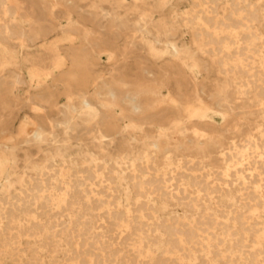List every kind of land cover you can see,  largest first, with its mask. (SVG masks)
<instances>
[{
	"label": "rangeland",
	"instance_id": "obj_1",
	"mask_svg": "<svg viewBox=\"0 0 264 264\" xmlns=\"http://www.w3.org/2000/svg\"><path fill=\"white\" fill-rule=\"evenodd\" d=\"M0 264H264V0H0Z\"/></svg>",
	"mask_w": 264,
	"mask_h": 264
},
{
	"label": "bare ground",
	"instance_id": "obj_2",
	"mask_svg": "<svg viewBox=\"0 0 264 264\" xmlns=\"http://www.w3.org/2000/svg\"><path fill=\"white\" fill-rule=\"evenodd\" d=\"M128 98V97H127ZM136 108V107H135ZM35 136H39L38 134H35ZM172 236V235H171ZM170 237V236H169ZM26 262V261H25Z\"/></svg>",
	"mask_w": 264,
	"mask_h": 264
}]
</instances>
